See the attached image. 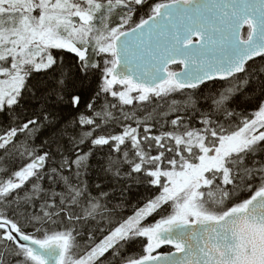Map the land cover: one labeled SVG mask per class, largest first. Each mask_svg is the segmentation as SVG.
I'll return each instance as SVG.
<instances>
[{
    "label": "trees",
    "instance_id": "1",
    "mask_svg": "<svg viewBox=\"0 0 264 264\" xmlns=\"http://www.w3.org/2000/svg\"><path fill=\"white\" fill-rule=\"evenodd\" d=\"M89 1L99 8L86 24L71 17L93 28L88 41L70 40L87 49L85 59L44 45L50 65L24 69L15 100L0 106V220L36 240L67 234L70 263L156 198L165 177L197 165L201 147H215L248 125L264 103V56L225 81L190 90L171 83L164 93L137 99L132 92L130 101L121 100L119 84L113 93L105 85L113 65L105 34L132 28L172 0ZM38 13L34 8L29 19ZM19 15L0 11V24L20 21ZM247 34L245 28L242 37ZM201 181L198 199L206 213L220 217L242 207L264 189V138L228 153ZM170 212L162 203L141 224ZM145 247L141 237L123 238L88 264H129L144 257ZM0 264H37L2 227Z\"/></svg>",
    "mask_w": 264,
    "mask_h": 264
},
{
    "label": "water",
    "instance_id": "2",
    "mask_svg": "<svg viewBox=\"0 0 264 264\" xmlns=\"http://www.w3.org/2000/svg\"><path fill=\"white\" fill-rule=\"evenodd\" d=\"M86 24L89 19H79ZM248 27L249 35L241 33ZM60 40V39H59ZM60 48L84 60L87 49L69 40ZM109 81L128 80L152 89L165 81L167 68L179 66L171 78L179 89H194L241 74L244 66L264 55V0H176L159 4L155 13L113 38ZM212 148L207 154L213 156ZM39 167L42 162L37 163ZM0 226L11 230L0 221ZM168 253L129 264H264V192L240 210L219 219L180 224L158 234ZM15 243L43 264H58L61 246H40L34 240Z\"/></svg>",
    "mask_w": 264,
    "mask_h": 264
},
{
    "label": "rangeland",
    "instance_id": "3",
    "mask_svg": "<svg viewBox=\"0 0 264 264\" xmlns=\"http://www.w3.org/2000/svg\"><path fill=\"white\" fill-rule=\"evenodd\" d=\"M36 6L32 5V0H0V11L19 12L20 21L7 24H0V106L12 103L22 84L23 70L27 67L33 69L47 68L50 65V58L47 52L43 51V46L62 44L61 40H74L76 42L88 41L92 36L93 28L78 24L71 17L81 19L82 16H93L98 12L99 5L89 0H37ZM131 1V0H125ZM136 3L142 0H133ZM39 7L40 13L33 15L29 19V14L33 9ZM29 20H32L29 22ZM106 27V26H105ZM102 28L95 37L98 40L105 34ZM118 32V33H117ZM119 30H113L105 34V52L113 54L112 39L119 34ZM66 36V39L65 37ZM60 39V40H59ZM80 47V46H79ZM83 47V46H81ZM8 60L7 66H1ZM106 73V87L113 93L114 83L109 81V73ZM171 81H167L153 89L139 91L138 88L127 83L119 84L120 92L117 93L123 101H130V96L134 92L137 99L144 98L148 94L158 95L172 88ZM264 138V103L252 114L251 122L237 133L229 136L225 140L221 139L215 147H201V157L198 164L179 170L172 177H165L160 194L139 209L133 217L119 226L111 234L98 243L82 260L70 263L66 259L70 238L67 234H55L41 240L32 239L21 235L10 225L11 230H7L10 237L16 234L20 239L34 240L40 246L60 245L62 256L58 264H88L101 253L110 248L116 241L128 237H141L146 241L145 255L143 260L152 259L161 249L162 242L158 234L171 227L191 223L193 221H206L216 219L206 213L199 203L198 188L202 183L201 177L206 170L218 168L224 157L230 152H236L251 146L256 141ZM200 146V145H199ZM214 148L213 156H208V152ZM163 176V175H162ZM164 177V176H163ZM8 187V186H6ZM264 192V189L260 190ZM169 203L171 212L162 219L148 225L141 224L152 210L162 203ZM237 208L235 210H238ZM2 221V220H1ZM27 255L37 264H43V260L32 256L26 249Z\"/></svg>",
    "mask_w": 264,
    "mask_h": 264
},
{
    "label": "flooded vegetation",
    "instance_id": "4",
    "mask_svg": "<svg viewBox=\"0 0 264 264\" xmlns=\"http://www.w3.org/2000/svg\"><path fill=\"white\" fill-rule=\"evenodd\" d=\"M50 45H52L51 42H50Z\"/></svg>",
    "mask_w": 264,
    "mask_h": 264
}]
</instances>
